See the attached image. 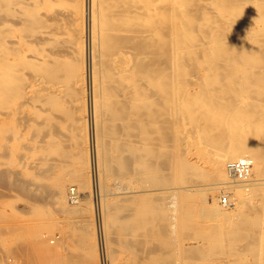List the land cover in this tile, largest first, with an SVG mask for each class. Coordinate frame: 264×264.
Here are the masks:
<instances>
[{
    "label": "bare ground",
    "instance_id": "1",
    "mask_svg": "<svg viewBox=\"0 0 264 264\" xmlns=\"http://www.w3.org/2000/svg\"><path fill=\"white\" fill-rule=\"evenodd\" d=\"M263 177L264 0H0L4 264H264Z\"/></svg>",
    "mask_w": 264,
    "mask_h": 264
},
{
    "label": "rangeland",
    "instance_id": "2",
    "mask_svg": "<svg viewBox=\"0 0 264 264\" xmlns=\"http://www.w3.org/2000/svg\"><path fill=\"white\" fill-rule=\"evenodd\" d=\"M25 50H24V52H26V53H28V51H27V49H30L29 48V46L28 45H26V46H24L23 47ZM264 178V177H263ZM47 183V181H43V183ZM69 183H71V184H67V186H71L72 188H75V187H77V185L74 183V182H69ZM73 183V184H72ZM0 195H2V196H0V209L2 210V215H3V217L4 218H6V219H8L9 221H8V223H11V222H13L14 220H15V218H24V217H27V218H29L30 216H34V214H32V212L30 211V207L29 206H33V205H37V206H39V205H42V204H48L50 201L49 200H47V202L45 201L46 200V198L45 199H41V198H38V197H34V198H31L32 196H29V195H25V194H22V192H19V191H15L14 189H12V188H8L7 186H4V185H2V184H0ZM74 186V187H73ZM7 189V190H6ZM8 191V192H7ZM79 191V190H78ZM81 191V190H80ZM80 191H79V193H80ZM8 193V194H7ZM225 194H227V191H225L224 192ZM21 194V195H20ZM218 197V196H217ZM29 198V199H28ZM219 198H220V200L222 199V201L224 200V198L222 197L221 198V196H219ZM36 199V200H35ZM38 199V200H37ZM227 199H228V197H227ZM24 200V201H23ZM33 200V201H32ZM26 201V202H25ZM29 201V202H28ZM43 201V202H42ZM218 201V200H217ZM14 202V203H13ZM25 202V203H24ZM28 202V203H27ZM30 202H32V203H30ZM41 202V203H40ZM11 203H12V205L13 206H11ZM30 203V204H29ZM223 203H224V201H223ZM22 204V205H21ZM27 206V207H26ZM16 207V208H15ZM29 207V208H28ZM21 208V209H20ZM29 209V211L30 212H25V214H24V212L23 211H25V210H23V209ZM49 208H51V207H49V205H47V207L45 208V209H43V210H45V211H48L47 212V214L45 215V216H42L43 218L45 217V219L48 217V219H51V221H52V219L55 221V218H56V221L58 222V224L61 226V227H55V229L54 228H52L51 229V231H52V233H50L51 231L48 229V230H46L45 231V229H42L41 231H40V236L42 235V236H44V234H45V236L46 235H55V237L57 236V234H59L57 237H59V238H57V239H59V240H61L62 238H64L65 236V238H64V240L65 241H67V239L69 238V241H68V243H69V246L71 247V248H69V249H72V245H70V237H73V234L71 235V234H68V232H66L65 230H66V228H65V226L64 225H67L68 224V220L71 218V219H73L72 221L74 222V224H75V221L77 220V219H75L74 217H70V216H68V215H66L64 212H62V211H58L56 208H54L53 206H52V208L51 209H49ZM52 209H53V213H54V211L56 212V213H51L50 212V210L52 211ZM21 210H22V212H21ZM44 211V212H45ZM58 211V212H57ZM21 212V213H20ZM50 212V213H49ZM46 213V212H45ZM56 214V215H55ZM54 215V216H53ZM66 216H67V218H68V220H67V218H66ZM53 217V218H52ZM59 217V218H58ZM70 217V218H69ZM58 218V219H57ZM10 220H12V221H10ZM61 222H60V221ZM54 221H52V222H54ZM54 222V223H57V222ZM94 228V225L93 224H91L90 225V228ZM71 228V227H70ZM58 229H60L59 231H58ZM72 229V228H71ZM70 230V229H69ZM68 230V231H69ZM92 232H93V230H92ZM42 233V234H41ZM96 242V239L95 238H93V236H92V238H91V242L92 243H94V242ZM3 246V245H2ZM4 247V246H3ZM92 256V255H91ZM93 257V256H92ZM92 257H90V258H88L87 259V261H86V264H99V262H98V260L95 258V256L92 258ZM1 258V257H0ZM2 260H0V263L1 264H4L5 263V261H6V259H4L3 260V258H1ZM91 259V260H90ZM96 259V260H95ZM8 260V259H7ZM122 261V258L120 257V258H118V263H120ZM78 264V262H74L73 264ZM79 264H83L82 262L81 263H79ZM213 264H221L219 261H214L213 262Z\"/></svg>",
    "mask_w": 264,
    "mask_h": 264
}]
</instances>
